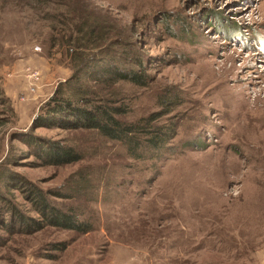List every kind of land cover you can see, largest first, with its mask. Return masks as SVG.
I'll use <instances>...</instances> for the list:
<instances>
[{
	"label": "rangeland",
	"instance_id": "obj_1",
	"mask_svg": "<svg viewBox=\"0 0 264 264\" xmlns=\"http://www.w3.org/2000/svg\"><path fill=\"white\" fill-rule=\"evenodd\" d=\"M66 3L99 17L119 54L144 58L147 86L116 85L131 106L120 118L160 113L174 131L164 149L136 159L94 130L34 127L73 73L52 18ZM31 133L83 159L45 165ZM81 168L85 193L52 198L81 205L93 229H0V264H264V0H0V212L12 202L37 216L24 183L54 192Z\"/></svg>",
	"mask_w": 264,
	"mask_h": 264
},
{
	"label": "trees",
	"instance_id": "obj_2",
	"mask_svg": "<svg viewBox=\"0 0 264 264\" xmlns=\"http://www.w3.org/2000/svg\"><path fill=\"white\" fill-rule=\"evenodd\" d=\"M64 6L65 9L53 14L52 18L68 29L73 73L41 106L34 127L94 130L108 139L126 143L130 155L136 159L145 158L144 152L164 149L174 131L155 124L160 113L133 122L120 118L130 112L131 106L116 85L119 81H129L147 86L149 74L144 58L125 56L114 50V44L107 38L109 29L86 7L67 3ZM165 104H169L167 100ZM24 142L45 165L73 164L83 159L81 151L61 140H49L31 133L26 135ZM91 177L90 172L78 169L67 178L63 188L54 192L27 181L23 189L25 187L26 198L37 216L9 202L4 213L0 212V229L10 234H30L51 226L90 232L94 227L92 215L87 216L79 204L57 202L52 195L77 199L90 187Z\"/></svg>",
	"mask_w": 264,
	"mask_h": 264
},
{
	"label": "bare ground",
	"instance_id": "obj_3",
	"mask_svg": "<svg viewBox=\"0 0 264 264\" xmlns=\"http://www.w3.org/2000/svg\"><path fill=\"white\" fill-rule=\"evenodd\" d=\"M255 59H256V58H255ZM253 60H254V57H253V58H248V59L246 60L245 63L251 65V67L254 68V64H252V61H253ZM231 70H232V69H231ZM204 77H205L204 79H209L210 76H209V75H208V76H205V75H204ZM223 82H224V81H223ZM227 89H228V88H227ZM229 90H230V89H228L227 91H229ZM225 91H226V90H225ZM230 91H231V90H230ZM222 92H223V91H222ZM244 94H245V93H244ZM243 97H244V96H243ZM243 97H242V98H243ZM248 99H249V98H248ZM258 100H259V99H258ZM241 101H242V99H241ZM241 101H240V102H241ZM245 101H246V100H245ZM245 101H244V102H245ZM247 101H248V100H247ZM247 101H246V102H247ZM260 101H261V100H260ZM246 102H245V103H246ZM241 103H242V107H243V101H242ZM247 103H248V102H247ZM247 103H246V104H247ZM262 103H263V102H262ZM247 105H248V104H247ZM244 106L246 107V105H244ZM243 108H244V107H243ZM261 119H262V118H261Z\"/></svg>",
	"mask_w": 264,
	"mask_h": 264
},
{
	"label": "built area",
	"instance_id": "obj_4",
	"mask_svg": "<svg viewBox=\"0 0 264 264\" xmlns=\"http://www.w3.org/2000/svg\"><path fill=\"white\" fill-rule=\"evenodd\" d=\"M29 77L39 79L40 75L37 71H34L29 74Z\"/></svg>",
	"mask_w": 264,
	"mask_h": 264
}]
</instances>
